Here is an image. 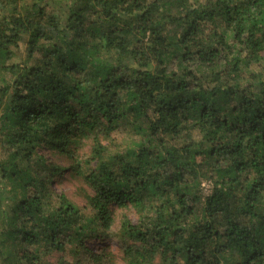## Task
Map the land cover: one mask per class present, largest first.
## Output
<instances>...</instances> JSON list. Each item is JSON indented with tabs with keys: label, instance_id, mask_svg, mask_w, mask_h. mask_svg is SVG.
I'll list each match as a JSON object with an SVG mask.
<instances>
[{
	"label": "trees",
	"instance_id": "obj_1",
	"mask_svg": "<svg viewBox=\"0 0 264 264\" xmlns=\"http://www.w3.org/2000/svg\"><path fill=\"white\" fill-rule=\"evenodd\" d=\"M117 208L123 264H264V0H0V264H120Z\"/></svg>",
	"mask_w": 264,
	"mask_h": 264
},
{
	"label": "rangeland",
	"instance_id": "obj_2",
	"mask_svg": "<svg viewBox=\"0 0 264 264\" xmlns=\"http://www.w3.org/2000/svg\"><path fill=\"white\" fill-rule=\"evenodd\" d=\"M46 157L48 160H55V156H52L50 153L45 152ZM49 160V161H50ZM59 160V159H57ZM79 183L77 182L76 179L73 177L71 178L69 176V172H67L64 176L59 175L56 177L54 183H53V188L57 192H65L71 199H73L77 204L80 206L84 205V198L82 197L79 193ZM203 194H208L211 191V182L210 181H204L203 183ZM123 213H127L133 221H136V215L133 210H126V209H114V217H115V223L112 226L111 231L108 233L111 235V237L107 240L100 241L98 238L90 239L86 245L88 246L89 249L91 250H101L104 249L105 252H110L112 255L115 256L116 260L120 263L123 264L124 262V252H123V242L119 239L118 237V232H119V220L121 218V215ZM70 258V257H69ZM73 259V257H72ZM55 261L56 258H53Z\"/></svg>",
	"mask_w": 264,
	"mask_h": 264
}]
</instances>
